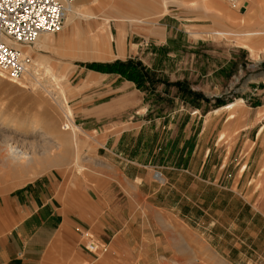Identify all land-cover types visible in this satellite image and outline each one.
Segmentation results:
<instances>
[{
	"label": "rangeland",
	"instance_id": "rangeland-1",
	"mask_svg": "<svg viewBox=\"0 0 264 264\" xmlns=\"http://www.w3.org/2000/svg\"><path fill=\"white\" fill-rule=\"evenodd\" d=\"M210 2L74 0L75 27H65L66 20L47 36L64 44L78 32L86 42L20 47L31 58L18 78L25 90L0 69L7 77L0 75V104L10 106L0 116L20 127L36 120L37 135L59 145L57 130L67 131L70 110L77 139L35 175L3 174L0 162V236L14 224L9 215L21 189L55 173L57 191L67 184L72 193L67 202L83 207L88 220L99 211L105 231L116 235L106 242L83 238L93 233L76 224L87 255L77 264H264V221L241 224L252 217L244 199L264 217V0ZM99 25L113 36L103 52L87 39ZM255 28L263 32L246 41L215 34ZM128 61L146 73L144 82L117 71L123 68L117 63ZM33 69L35 78L28 74ZM120 161L140 169L142 188L121 180ZM159 172L173 186L151 182ZM65 193L59 191L66 202ZM257 229L259 236L245 240ZM194 231L215 242L222 256ZM237 237L246 245L236 252Z\"/></svg>",
	"mask_w": 264,
	"mask_h": 264
},
{
	"label": "crops",
	"instance_id": "crops-1",
	"mask_svg": "<svg viewBox=\"0 0 264 264\" xmlns=\"http://www.w3.org/2000/svg\"><path fill=\"white\" fill-rule=\"evenodd\" d=\"M127 163L120 161L117 165L122 167L121 180L123 182H134L139 190L144 186L143 182L146 180L143 179L144 177L139 168L134 169V166L132 167ZM131 168L132 172L134 171L133 175L130 171ZM158 176L159 178H157ZM169 180L163 172H159L151 182L159 184V188L162 185L166 187L168 185L173 186ZM66 185L63 184L62 188H60L61 191L66 192L65 195L68 193L66 202L65 199L64 201L60 200L62 199L59 194L60 190L57 191L60 184L55 173L39 177L21 189L18 198L20 203L9 215L10 218H13L14 224L0 236V264H77L79 260L87 259V255L81 248V245H84L83 239L77 243L78 234L74 228L78 223H86L88 229L93 233L92 235L89 232L84 233L83 238L89 236L91 238V236L97 235L103 242H106L109 238L113 241L116 235L112 234L113 236H109L108 232L105 231L103 227L105 219L101 218L102 215H100L99 211L96 210L92 213L95 215L94 217L90 214V220H88V213L83 207L74 208L72 203L67 202V200H71L69 197L72 196V193L65 189ZM100 186L102 185L96 182L94 189H99ZM244 202L250 206L252 217L250 222L242 221L241 224L253 227V223H251L253 218L258 220V225L261 224L264 221V217L262 218L260 211L247 202L246 199H244ZM171 209H173L171 213L176 210L175 208ZM178 214H180V210ZM193 234L206 240L210 248L222 256V252L219 251L221 249L214 245L215 242L211 243L210 239L203 233L194 231ZM259 234L260 230L257 229L252 236L246 235L245 240L257 237ZM237 239L239 242L231 249L236 252L238 249H243L246 245L245 240L241 241L239 237ZM87 243V246L96 251V244L90 241ZM104 248L106 247L103 246L100 250L105 252Z\"/></svg>",
	"mask_w": 264,
	"mask_h": 264
},
{
	"label": "bare ground",
	"instance_id": "bare-ground-1",
	"mask_svg": "<svg viewBox=\"0 0 264 264\" xmlns=\"http://www.w3.org/2000/svg\"><path fill=\"white\" fill-rule=\"evenodd\" d=\"M202 1H203V5L205 7H208L211 4H214L213 2H210V0H202ZM77 13H78V10H77V8L74 7V3H73L68 9V13H67V17H66L67 23L65 24V27L66 26H70V27L74 26L75 27V20L78 17ZM69 15L71 17H69ZM80 17H82L86 20L93 19V18L95 19L94 16H89V15H85L82 13L80 14ZM118 21L124 22L122 18ZM137 22H138V20H137ZM77 29H78V27H77ZM262 32L263 31L260 28L259 29L255 28V29L240 30V31H235V32H233V31H215V34L220 35V36H234V37H238L239 39H242V40L245 39V41H246V40H251L252 37L257 36ZM77 34H78V32L76 33L75 36L70 37L71 36L70 35L68 38L65 37L66 40H65L64 44H58L59 42L56 40V37L51 36V35L47 36V35H49L48 33L42 34L41 36H39L37 38L36 41H37V44L39 45V47L45 46V45L63 47L65 44H71V46H73L74 45L73 42H75L76 45H78L79 43L83 44L84 42H86V41H83V39H82L83 37H81L80 40H78L79 36ZM87 34H88L87 39L89 37L90 38L89 40H91L90 44L94 47H98L102 52H103V50L101 48L109 49L110 43L113 40V36H112L111 32L108 31L106 29V27H103V25H99V27L97 28V30L95 32H93L92 29H89ZM242 44L244 45V47H247L252 53L255 52V50L251 46H249L247 43H242ZM22 47H26V46H22ZM22 54L28 55L26 51H23ZM34 68H35V66H34ZM50 70H46V71L49 72ZM26 71H28V69ZM32 71L28 72V74L35 78L36 75H38V74H37L35 69H33ZM0 75L2 77H6L4 72H0ZM54 78L55 77H53V79ZM10 81H12L13 83H17L21 88H23V90L28 88V86L26 84H23L24 83L23 81H20L17 78L12 79ZM32 85L33 86H32L31 91L36 94L37 93V86H40V85L37 84L36 82H35V84H32ZM231 105L232 104H229L228 106H231ZM9 109H10L9 105L5 106V105L0 104V110L1 111L6 112ZM65 114H66V117H67L68 122H69V127L67 128V131H66V129L64 130L65 133H63L61 130H57L58 135L61 136L59 138V140L61 141L60 142L61 144H59V145H56L55 143H53L54 141H56L53 138H51L52 140L50 141L49 139H46V138H43V137L37 135L36 129H37L39 124L36 122V120H31L29 122V124H27L29 126L25 125V127H20V125L18 124V121H17V123H15V121H13V119H10V118L6 119V118L0 116V123L3 125L0 128V162H1L2 167H4V169L2 171L3 174L10 175V174L14 173L15 171L16 172L30 171L32 173V175H35V174H37V168L38 167H40V168L47 167L46 161H51V160L56 161L57 159L62 158V156H61L62 151L63 152L69 151L71 149L70 147L74 146V143L76 145V140H77L76 139V131L74 129V127H75L74 123L70 120V116H71L70 110H68ZM27 117H28V115H27ZM25 121L27 122L28 119ZM60 129H63V128H60ZM77 154L78 153L75 152L74 156L75 157L78 156ZM68 156L66 155V157H67V159H65L66 161H69ZM66 157H64V158H66ZM76 159H77V157H76ZM31 177H33V176H31ZM157 178H159V176Z\"/></svg>",
	"mask_w": 264,
	"mask_h": 264
},
{
	"label": "built area",
	"instance_id": "built-area-1",
	"mask_svg": "<svg viewBox=\"0 0 264 264\" xmlns=\"http://www.w3.org/2000/svg\"><path fill=\"white\" fill-rule=\"evenodd\" d=\"M235 3L237 0H227ZM74 0H0V69L12 80L31 64L20 47L59 31Z\"/></svg>",
	"mask_w": 264,
	"mask_h": 264
},
{
	"label": "trees",
	"instance_id": "trees-1",
	"mask_svg": "<svg viewBox=\"0 0 264 264\" xmlns=\"http://www.w3.org/2000/svg\"><path fill=\"white\" fill-rule=\"evenodd\" d=\"M118 66H121L123 68L118 67L117 71L122 73L125 77L128 79H131L137 83L144 82L146 80V73H141L137 71V68L134 67V63L132 61H128L126 63H117ZM140 63H137V66H139Z\"/></svg>",
	"mask_w": 264,
	"mask_h": 264
}]
</instances>
